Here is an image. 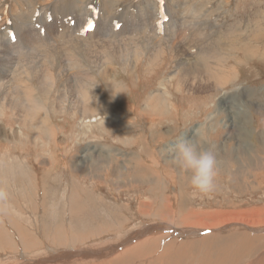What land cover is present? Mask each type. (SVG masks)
<instances>
[{"label":"rangeland","instance_id":"374dc122","mask_svg":"<svg viewBox=\"0 0 264 264\" xmlns=\"http://www.w3.org/2000/svg\"><path fill=\"white\" fill-rule=\"evenodd\" d=\"M72 1L0 0V60L3 62L5 59L2 65L0 63V76H3L0 77L3 79L0 89L4 86L5 89L18 88L17 92L21 90L18 96L34 97L33 105L35 103L40 107L32 120H24L23 115L18 116L17 113H22L23 109L13 110L10 107L15 111L13 113L8 107L0 105V264H56L52 257L66 254V249L64 262L56 261L57 264H251L263 257L262 226H257V230L241 224L220 225L219 229L208 230H190L186 226L190 222L210 224L234 218L264 219V41L261 43L260 39H255L256 42L252 40L249 43V46L255 44L254 48L260 47L254 57L245 60L239 50L241 63L231 65L234 61L227 60L226 67L231 65L233 80L222 91H198L188 85H175V79H169L172 83L164 91H158L159 82L170 72L178 70L176 59H170L171 49L180 50V58L193 57V50H190L188 42L184 43L185 39L176 42L169 39L170 32L181 28H175L166 16L171 10V2L123 0L119 7L111 10V7L106 8V0H86L89 5L85 8L92 11L91 18L79 16L77 23L71 22L81 26L76 37L84 36L85 32L89 35L97 29L105 40L108 36L111 39L108 37L107 41L112 40L114 36L108 24L103 22L109 16L105 13L114 15L115 12H122L123 23L113 17L116 18L113 20L116 23L113 31L125 26L131 34L120 44H132L133 47L138 43L139 46L146 44L150 45L151 51H154V46L155 50L163 48V57L150 67H146L144 61L135 70L119 63L128 61L115 59L114 64L106 61L111 63L109 66L113 64L116 67L113 76L119 74L109 89L105 87L106 80L100 77L99 71L85 64L84 76L93 79L84 83L87 100L90 99V103L92 100L91 104L97 112L92 114L96 120L92 118L86 131L80 127L83 118L80 106L75 103L80 93L75 79L68 83V89L74 88L72 92L76 93L74 99L71 97L69 101L66 98L68 101L61 103L64 97L56 76L57 66L48 64L51 68L50 71L46 69L50 75L47 74L56 78L54 87L50 86L53 90L48 91L50 94L37 90L41 87L40 80L32 78L31 72L36 68L43 69L38 47L44 44L37 47L26 42L31 33H38L41 39L49 20L53 19L51 16L74 12L75 0ZM35 3L36 6L31 8ZM184 5L199 8L196 12L199 16H195L197 20L183 15L182 20L185 17L199 29L202 48H214L227 29L238 32L235 34L240 40L251 39L246 20L254 23V29L264 26V0H189ZM154 6L155 13L159 11L162 18L152 22L143 37L140 23L129 20L127 24V20L131 19L133 12L136 15L140 11L149 13ZM96 8L101 10L104 18L102 24L100 19L95 20L99 15ZM44 17L46 21H41ZM19 18L24 21L29 18V22L21 23ZM155 34H159L160 38L153 42L151 38ZM72 40L73 34L69 52L76 55L77 49L70 47ZM113 42L111 45H115ZM181 42L183 46L176 45ZM15 44L19 47H14ZM61 58L60 65L64 67L65 61ZM93 58L99 64L97 67L104 65L102 57ZM221 60L225 59L220 54ZM62 73L69 79L71 75L79 74L65 69ZM113 86L116 91L111 93ZM156 93L165 96L166 103L155 105L156 109L152 110L147 100L149 94ZM225 98L235 103L227 106V112L224 110L211 120L220 105L226 107L228 101ZM61 104H64L62 108ZM72 105L75 107H70ZM87 120L85 118L84 122ZM33 127L35 130L31 131ZM181 140H189L198 152L214 153L217 176L216 189L211 197L194 198L191 195L190 174L173 162L169 150ZM48 165H52L50 171ZM164 225L168 226L166 231L162 229ZM61 232L62 239L58 237ZM22 238L25 243L21 242ZM59 239L61 243H58ZM122 242L126 243L124 249L119 247ZM252 245L253 248H250ZM106 246L110 250H105ZM115 247L119 249L113 252ZM224 249L227 253L224 251L222 254ZM88 252L91 258L84 257ZM178 252L181 255L178 256ZM93 253L99 257L92 258Z\"/></svg>","mask_w":264,"mask_h":264},{"label":"bare ground","instance_id":"6f19581e","mask_svg":"<svg viewBox=\"0 0 264 264\" xmlns=\"http://www.w3.org/2000/svg\"><path fill=\"white\" fill-rule=\"evenodd\" d=\"M61 1H63V0H61ZM71 1V0H70ZM74 1V0H73ZM72 1V2H73ZM170 2H171V10H169V12L167 11V17H169V19L168 20H170V21H172V23H174V27L176 28V26L178 27H181V28H179V29H177L176 31H174L173 33L172 32H170V30H169V32L171 33L170 35H169V39L170 40H172V42L174 41V42H176L178 39H182V41H185L184 43H186V42H188L189 43V47H190V50H193V52H192V55H193V57H188V58H186V59H183V58H180L181 57V51L180 50H173V49H171V51L172 52H169L170 50H167V52H169L170 53V59L173 61V58L172 57H174L175 59H176V62L178 63V70L177 69H175V71L177 70V72H175V73H173V72H170V74L172 73V75H170L169 73V76H167V78H165L163 81H160L159 83H160V87H159V90L158 91H164V89H166V86H168V85H170V83H172V82H169L170 80H172V79H175L176 80V83H175V85H177V84H183V85H185V86H189V88H194V89H196V90H198V91H207V90H213V91H218V90H220V91H222V88H225V86L227 85V84H229L230 82H231V74H232V72L230 73V70H231V65H233L234 63H241L242 62V58H240V55H239V53H238V51L240 50L241 51V53L240 54H242L243 55V57H244V59L246 58V59H249L250 57H254L256 54H258L259 53V48L260 47H258L257 46V48H254V45L255 44H252V45H250L249 46V43L253 40V42L255 41V39H260V42L262 43L263 41H264V26L263 27H261V29H258L257 27H255V29H254V26H252V25H254V23H252L251 21H247L246 20V22H247V27L246 28H248V27H250V28H248V33H249V36L250 37H252L251 39H249V40H244V39H242L241 38V40L239 39V36L237 35V34H235V33H238V32H233V31H231V29H230V31H228V29L227 30H225L226 32H224V34H222V35H220V37L218 38V42L215 44V47L214 48H212V49H210L209 47L207 48V47H205V48H202L201 46H203L202 45V40L203 39H201V40H199V35H198V30L199 29H197L196 28V25H192V23L193 22H190L189 20H187L186 18H189V19H192V18H194L195 16H199L196 12H199V8H197V7H191V6H185L184 5V2H188L189 0H169ZM174 1H176V2H174ZM192 1V0H191ZM245 1V0H244ZM37 2V1H36ZM69 2V1H68ZM87 2L88 1H86V0H75V7H73L74 9V12H72L71 10V12L72 13H70V12H66V13H64V14H62L61 16H58V17H56V14H55V16H51L53 19H50L49 20V25H48V27L46 28V30L44 31V34H43V36H41V39H40V35L37 33V34H32L31 33V35L29 36V38H27L26 39V42L28 43V44H30V45H33V46H37V45H43L44 44V46L43 47H38L39 48V51H38V53H41V55L40 56H42V61H43V69H40V68H36V69H39L38 71L35 69V67H37V66H35L34 67V71L32 70V72H31V70H30V72H31V77L32 78H38L39 80H40V84H41V87H37V90H39L40 92H42V93H44V94H48L50 91H52L53 90V84L55 83L54 82V80L56 79H54V75L52 76H49L50 74L47 72V70H49L50 71V68H51V66L50 65H56L57 66V79H58V81H59V83H60V86H61V90H62V97H64V99H63V101H61V103H63L64 101L65 102H67L68 100L66 99V98H68L69 99V101H70V99H71V97L73 98V96H74V94H76V93H74L73 94V92H72V90H74V88L73 89H68L69 88V84L68 83H70V81L72 80V79H75V82H77V85L79 86V94L76 96V101H75V103H77L76 105H78V106H80V112H82L81 113V115H82V120H81V124H80V127L82 128V129H85L86 131H88V129L90 128V126H88L89 125V123H91L92 122V118H93V121H95L96 120V117L95 116H93L92 114H94V113H97V112H95V109L93 108L94 107V105L93 104H91L92 103V100H91V103L89 102L90 101V99H88L87 100V92H85V90H86V85L84 84V83H86L85 82V80L87 81V82H91L92 80H91V78H89L88 76H84V71H85V64L89 67V66H94V68H95V70H98L99 71V75H100V77H102L103 79L105 78V80H106V83H105V87L107 88V89H109L108 87H110V85H112V83H113V79L115 78V80H116V78L119 76V74H116L115 76H113V72L115 71L114 70V68H116L115 67V65H113L115 62H113L115 59H119V61H128V63H125V62H119L120 64H122V65H124V66H128V67H130V68H132V69H136L138 66H139V64H141L143 61L144 62H146V67H150V66H152L153 64H155V62H159L160 61V59L163 57L162 56V53L161 52H163L162 50H163V48H162V50H155V46H154V49L152 48V46H151V48L154 50V51H151V50H149V46H147L146 44H144V45H141V46H139V44L140 43H138V46L134 43L135 41H133L132 43H134L135 45H134V47L132 46V44H124L123 43V45H122V43L120 44V42H122L124 39H125V37L126 36H128V35H130L131 34V32L129 31V30H127L126 29V27L125 26H121L120 27V29H115L114 31H113V27L115 26V24L113 23V20L114 19H116V18H119L120 20H121V18L124 16L123 14H122V12L121 13H117V12H115L114 13V15H110V13L109 12H106L105 13V15L107 16L108 14H109V16H107L108 18L106 19V21H103L104 20V18H103V16H102V14H101V10L99 11L98 10V8H96L95 10H97V11H99V15H98V17L95 19L96 21L97 20H99V21H101V24L103 23V22H106L107 24H108V27H109V30H110V32L112 33V35L114 36H112L113 38H112V40L114 41L113 43H115V45H111V41L112 40H109V41H107L108 40V37L111 39V37L110 36H108V37H105L107 40H105L104 39V37L103 36H101V33H100V31L99 30H97V29H93V31L89 34L91 37H92V40H91V37L87 34V32H85V34H84V36H82V35H79V36H77L76 37V32L77 31H79V29H81V26L79 25V24H72L71 22H74V23H77L78 22V18H79V16H81V17H83V18H89L90 17V15H91V12L92 11H89L90 9H86L85 7H86V5H87ZM123 2V0H106V8L107 9H109L110 7H111V10H113L114 8H117V7H119V5L121 4V3ZM204 2H205V0H204ZM38 3V2H37ZM37 3H35V4H33V5H31L30 7L32 8V7H34V6H36V4ZM40 3H42V0H40ZM56 3V2H55ZM89 3V2H88ZM30 4H31V2H30ZM66 4V3H65ZM65 4H63V5H65ZM201 4V3H200ZM62 5V6H63ZM70 5V3H68V6ZM89 5V4H88ZM87 5V6H88ZM137 5V4H136ZM22 6V5H21ZM20 6V7H21ZM55 6V5H54ZM67 6V5H66ZM72 6V5H71ZM28 7V6H27ZM68 8V7H67ZM72 8V7H71ZM78 8H79V10H78ZM137 8V7H136ZM200 8H202V6H200ZM21 9H22V7H21ZM51 8H49V10H50ZM25 10V9H24ZM48 10V9H47ZM52 10V9H51ZM63 10V9H62ZM95 10H94V12H95ZM191 10V11H190ZM16 11V10H15ZM165 11V12H166ZM48 12V11H47ZM52 12V11H51ZM63 12H65V11H63ZM12 13V12H11ZM15 13V12H14ZM29 13V12H28ZM103 13V12H102ZM25 14V13H24ZM57 14H59L58 12H57ZM94 14V13H93ZM197 14V15H196ZM50 15V14H49ZM54 15V14H53ZM123 15V16H122ZM185 16L184 17V19L182 20V17L183 16ZM206 15V14H205ZM93 16V15H92ZM201 16V15H200ZM219 16V15H218ZM30 17V16H29ZM113 17H116V18H114L113 19ZM197 17H195L196 18V20H197ZM91 18V17H90ZM93 18H94V16H93ZM160 18H162V16H161V14H160V12L159 11H157L156 13H155V6L153 7V10H152V7H151V10L149 11V13L148 12H143V11H140L137 15H136V13L134 14V12H133V15L131 16V19L130 18H128V20H127V24H128V21L130 20H132V21H137V22H139L140 24H138V25H141V34L143 35V37H144V34H146L147 32H146V29L147 28H149V27H151V25H152V22H156V20H158V19H160ZM194 18V19H195ZM42 19V18H41ZM231 19V18H230ZM19 20H20V18H19ZM120 20H118V21H120ZM35 21V20H34ZM33 21V22H34ZM41 21H46V18L44 17ZM84 21V20H83ZM103 21V22H102ZM123 20H121V22H122ZM20 22L21 23H24V22H29V18H26L25 19V21L24 20H20ZM32 22V23H33ZM120 22V24H122ZM124 22H125V20H124ZM43 23H45V22H43ZM105 23V24H106ZM264 23V22H263ZM35 24V23H34ZM106 24V25H107ZM31 25V24H30ZM33 25V24H32ZM47 25V24H46ZM95 25V24H94ZM118 25H119V23H118ZM124 25H126V24H124ZM135 25H136V23H135ZM137 25V26H138ZM242 25H243V23L242 22H240V27H242ZM13 26H14V24H13ZM19 26V25H18ZM232 26L234 27V25L232 24ZM252 26V27H251ZM33 27V26H32ZM95 27V26H94ZM102 27H103V25H102ZM104 27H106V26H104ZM245 27V26H244ZM23 28V27H22ZM136 28V27H135ZM232 28V27H231ZM245 28V29H246ZM32 29V28H31ZM131 29V28H130ZM195 29H196V31H195ZM233 29V28H232ZM11 30H14V29H11ZM201 30V29H200ZM235 30V29H234ZM251 30V31H250ZM21 31V30H20ZM30 31V30H29ZM38 31V30H37ZM149 31H152V29L151 30H149ZM148 31V32H149ZM166 32H167V30H165ZM165 31H164V33H165ZM202 31V30H201ZM14 32V31H13ZM28 32V31H27ZM105 32V31H104ZM103 32V33H104ZM137 33H138V30L136 31ZM163 32V31H162ZM219 32V31H218ZM1 33V32H0ZM151 33V32H150ZM242 33H243V31H242ZM72 34H73V37H74V41L72 42L73 44H71V46L70 47H74V48H76L77 49V51H78V54H74L73 52H69V42H70V40H71V36H72ZM110 34V33H109ZM154 34V33H153ZM160 34V33H159ZM159 34L158 35H153V38H151L152 39V41L154 42V40H155V42H156V40L158 39V38H160L159 37ZM203 34V33H202ZM201 34V35H202ZM205 34V33H204ZM213 34H215V31H214V33ZM220 34V33H219ZM239 34V33H238ZM256 34V35H255ZM105 35V34H104ZM108 35V34H107ZM111 35V34H110ZM149 35V33L147 34V36ZM3 36V35H2ZM22 36V35H21ZM136 36V35H135ZM134 36V37H135ZM216 36H219L218 34L216 35ZM149 37H151V36H149ZM243 37V36H242ZM245 37H247V35L245 36ZM244 37V38H245ZM130 38V37H129ZM163 38V37H162ZM166 38V37H165ZM204 38V37H203ZM247 38H249V37H247ZM6 39V38H5ZM101 39V40H100ZM130 39H132V36H131V38ZM137 39H138V37H137ZM150 39V38H149ZM183 39H185V40H183ZM127 40H128V38H127ZM135 40V39H134ZM164 40V39H163ZM166 40H167V38H166ZM5 41V40H4ZM125 41V40H124ZM123 41V42H124ZM138 41V40H137ZM159 41H160V43H161V39H159ZM80 44H79V43ZM128 41H126V43H127ZM143 43H144V41H142ZM168 42H170V41H168ZM198 42H200V43H198ZM256 42V41H255ZM71 43V42H70ZM84 43H87V44H85L84 45ZM129 43H130V41H129ZM137 43V42H136ZM159 43V42H158ZM157 43V44H158ZM165 43V42H164ZM164 43H163V45H164ZM167 43V42H166ZM165 43V44H166ZM5 44V43H4ZM21 44V43H20ZM56 44H58V45H56ZM120 44V45H119ZM152 44V43H151ZM168 44V43H167ZM166 44V45H167ZM204 44V43H203ZM210 44H212L211 42H210ZM257 44V43H256ZM263 44H264V42H263ZM119 45V46H118ZM160 47H161V45L160 44H158ZM165 45V46H166ZM172 44H170L169 46H171ZM176 45H180V46H183V44H182V42L181 43H177ZM19 47V45H17V44H15V46L14 47ZM164 46V47H165ZM209 46V45H208ZM5 47V46H4ZM37 47H36V49H37ZM177 47V46H176ZM188 47V48H189ZM211 47V46H210ZM225 47H228L227 49H225ZM3 48V47H2ZM23 48V47H22ZM21 48V49H22ZM156 48H158V46L156 47ZM178 48V47H177ZM181 48V47H180ZM262 48H264V46H262ZM17 49V48H16ZM28 49V48H27ZM35 49V50H36ZM45 49H49V50H45ZM161 49V48H160ZM225 49V50H224ZM15 50V49H14ZM83 50V51H82ZM189 50V49H188ZM189 50V51H190ZM222 50H224V52H223V54H222ZM249 50V51H248ZM24 51V50H23ZM82 51V52H81ZM2 52V51H1ZM4 53H5V51H3ZM2 52V53H3ZM13 52V51H12ZM33 52V51H32ZM75 52V51H74ZM165 52V51H164ZM263 52V54H264V51H262ZM3 53V54H4ZM34 53V52H33ZM231 53V55H229ZM1 54V53H0ZM2 54V55H3ZM75 56H74V55ZM220 54L221 55H223V59H225V60H221L220 61ZM10 55V54H9ZM34 55V54H33ZM175 55H177V56H175ZM191 55V54H190ZM225 55V56H224ZM4 56V55H3ZM6 56V55H5ZM15 56V55H14ZM21 56H24V55H21ZM38 56H39V54H38ZM94 56H100V57H102L103 58V60L105 61V62H103V64L104 65H100L101 66V68H99V67H97L96 65H99V64H96V59L94 60ZM182 56H184V58L185 57H187V56H185V55H182ZM2 57V56H1ZM31 57H33V56H31ZM47 57H49V59H48V61H47ZM61 57H63L64 58V61H65V65H64V67L63 66H61L60 65V62H62V58ZM116 57V58H115ZM21 58V57H20ZM29 58V57H28ZM36 58H37V56H36ZM36 58H35V60H36ZM40 58V57H39ZM97 58V57H96ZM222 58V57H221ZM230 58H233V59H230ZM245 59V60H246ZM4 61L2 62L1 60H0V63H1V65L5 62V59H3ZM33 60V59H32ZM37 60H40V59H37ZM99 60H101V59H99ZM98 60V61H99ZM227 60L228 61H234L233 63H231V65H230V67H226V64H227ZM19 61V60H18ZM106 61H112L113 62V64H112V66H109L110 64H109V62H107L106 63ZM175 61V60H174ZM9 62V61H8ZM26 62V61H25ZM47 62V63H46ZM82 62H84V64L82 63ZM101 62V61H100ZM7 63V62H6ZM9 63H11V62H9ZM16 63V62H15ZM21 64H23V62L21 63ZM36 64V63H35ZM48 64H50V65H48ZM101 64H102V62H101ZM8 65H10V64H8ZM25 65H27V63L25 64ZM24 65V66H25ZM34 65V64H33ZM37 65H40V64H37ZM52 65V66H53ZM11 66V65H10ZM17 66H19V65H17ZM32 66V65H31ZM40 66H42V65H40ZM86 66V67H87ZM91 66V67H92ZM102 66H104V68H102ZM175 66V65H174ZM29 67V66H28ZM176 67V66H175ZM7 68H8V66H7ZM17 68V67H16ZM21 68H22V66H21ZM26 68V67H25ZM42 68V67H41ZM233 68V67H232ZM31 69V68H30ZM47 69V70H46ZM63 69H65L66 71L68 70L69 71V73H71V72H76V74H78L77 76L74 74V76L72 77V75L71 74H69L68 73V75H71L70 76V79H69V77H65L64 75H63V73H62V71H63ZM88 69H91V68H88ZM101 69V70H100ZM12 70V69H11ZM19 70H20V68H19ZM22 70V69H21ZM20 70V71H21ZM55 70H56V68H55ZM51 71H53V70H51ZM24 72H26V69H25V71ZM82 72V74H80ZM86 72V71H85ZM49 75H48V74ZM53 73V72H52ZM88 73H90V72H88ZM23 74V73H22ZM26 74L27 73H25V74H23V75H25L26 76ZM55 74V73H54ZM96 74V73H95ZM17 75H19V74H17ZM109 75H111V76H109ZM67 76V75H66ZM76 76V77H75ZM178 76H180V78H177ZM1 77V76H0ZM7 77V76H6ZM22 77V76H21ZM20 76H19V78H21ZM88 77V78H87ZM1 78H3V76L1 77ZM18 78V79H19ZM27 78H28V76H27ZM31 78V79H32ZM234 78V77H233ZM7 79V78H6ZM5 79V80H6ZM9 79V78H8ZM15 78L13 77V80H14ZM16 79H17V77H16ZM17 79V80H18ZM170 79V80H169ZM224 79H225V81H224ZM23 80V82H24V80H25V77H24V79H22ZM29 80V79H28ZM27 80V83L29 82ZM114 80V81H115ZM233 80V79H232ZM9 81V80H8ZM16 81V80H15ZM32 81V80H31ZM56 81V80H55ZM3 82V79H0V83H2ZM7 82V81H6ZM19 82H20V80H19ZM26 82V81H25ZM175 82V81H174ZM21 83V82H20ZM58 83V82H57ZM6 84V83H5ZM87 84V83H86ZM53 86V87H50V86ZM77 85H76V87H77ZM98 85V84H97ZM2 86V85H1ZM7 86H8V84H7ZM10 86V85H9ZM22 86V85H21ZM25 86H26V84H25ZM28 86V85H27ZM71 86H72V84H71ZM89 86V85H88ZM11 87V86H10ZM16 87H17V85H16ZM179 87V86H178ZM7 88V87H6ZM20 88V87H19ZM78 88V87H77ZM18 89V88H17ZM17 89H15L14 87H13V89H5V86L4 87H2V89H0V105H2V106H6V107H8L9 109H10V107L13 109V110H19V109H23L24 111L21 113V112H17L18 113V116H20L21 114L23 115V118H24V120L25 119H29V120H32L33 119V117H35V115H34V113H35V111L36 110H38L37 108L39 107V105H37V104H35L34 103V105H37V107H35L34 105H33V102H35V101H33L34 99V97H32V99H28L27 98V96H29V95H25V97H22V95L21 96H18L17 95V93L18 94H21L20 93V91H18L17 92ZM27 88H25L24 90H26ZM28 89H29V87H28ZM27 89V90H28ZM30 89H31V87H30ZM117 89V88H116ZM93 90V89H92ZM110 90H112L111 88H110ZM29 91V90H28ZM49 91V92H48ZM65 91H68V92H65ZM113 92H111V93H114L116 90L114 89V86H113V90H112ZM31 93H32V91H30ZM29 92V93H30ZM28 93V94H29ZM69 93V94H68ZM97 93V92H96ZM50 94V93H49ZM69 96H68V95ZM157 94V93H156ZM155 94V95H156ZM66 95H67V97H66ZM155 95H150L149 94V98H148V100H147V102L150 104V106H151V108H152V110H155L156 108H155V105H161V106H163V103H166V97L164 96V97H162L161 96V93L160 94H157L156 95V97H155ZM61 97V98H62ZM74 99V98H73ZM234 99V98H233ZM60 100V99H59ZM225 100L226 101H228L227 103H226V107L224 108L223 107V105H220V109H216V111H215V113H213L212 114V116H211V120H213L215 117H216V115H219L221 112H223L224 110H226V112L228 111V108H227V106H231L230 104H233V102L235 103V101L233 100V102L230 100V99H227V98H225ZM230 100V101H229ZM94 101V100H93ZM96 101V100H95ZM37 103V102H36ZM69 103V102H68ZM71 103H73V102H71ZM41 104V103H40ZM60 104V103H59ZM74 104V103H73ZM64 106V104H61V108ZM70 107H73V105L72 106H70ZM75 107V106H74ZM73 107V108H74ZM77 107V106H76ZM165 107V106H164ZM40 108V107H39ZM56 108V107H55ZM61 108H58L59 110L61 109ZM65 108V107H64ZM157 108H160V107H157ZM11 110V109H10ZM13 110H11L13 113L15 112V111H13ZM64 111V110H63ZM98 111V110H97ZM42 113V112H41ZM62 113H64V112H62ZM37 115V114H36ZM63 115V114H62ZM95 115V114H94ZM117 115V114H116ZM0 116H1V113H0ZM38 116V115H37ZM40 116V115H39ZM38 116V117H39ZM42 116V115H41ZM88 118V120L87 121H85L84 122V119L85 118ZM113 118H114V115L112 116ZM116 117V116H115ZM23 118H21V120L23 119ZM98 118V117H97ZM34 121V120H33ZM37 121V120H36ZM35 121V122H36ZM23 122V121H22ZM21 122V123H22ZM31 122V121H30ZM217 122V121H216ZM25 123H27V121H25ZM103 123V122H102ZM220 122L218 121V124H219ZM45 124V123H44ZM101 123H99L98 125H100ZM26 125V124H25ZM97 125V124H96ZM32 126V125H31ZM46 126V125H45ZM223 127H225V125L223 126ZM49 128V127H48ZM33 130H35L34 129V127L32 128V130L31 131H33ZM36 130H37V128H36ZM89 134V133H88ZM19 137V136H18ZM103 147V146H102ZM103 150V149H102ZM14 164V163H13ZM48 164V163H47ZM52 164V163H51ZM52 165H48L47 167H48V169H49V171H50V167H51ZM14 171H17V169L16 170H14ZM13 171V172H14ZM4 214V213H3ZM7 216V215H6ZM6 216H4V217H6ZM1 217H3V216H1ZM6 219V218H5ZM7 222V221H6ZM13 222V221H12ZM180 222V221H179ZM2 223V222H1ZM156 223V222H155ZM158 224V223H157ZM243 225L244 227H249V228H254L255 227V230H257L256 229V227L257 226H259V228H260V226H262L263 228H264V219H262V220H260V219H256L255 221L254 220H244V219H242V218H234V219H228V220H224V221H219V222H217V223H210V224H200V223H189L188 224V226H186V227H189L188 229H190V230H196V229H198V230H208V229H219L221 226L220 225H222V226H224V227H227V226H236V225ZM2 225V224H1ZM3 226V225H2ZM156 226H159V225H155V227ZM15 227V226H14ZM161 227V226H160ZM167 227V228H166ZM239 227V226H238ZM258 228V227H257ZM4 229V228H3ZM14 229V228H13ZM157 228H155V232L157 231L156 230ZM162 229H165V231H166V229H168V226L167 225H164V226H162ZM176 229H178V228H176ZM184 229V228H183ZM247 229V228H246ZM259 230V229H258ZM5 231V230H4ZM12 231V230H11ZM17 231H19V229L17 228ZM162 230H160V232H161ZM164 231V230H163ZM178 231V230H177ZM183 231V230H182ZM251 231V230H250ZM184 232H186V231H184ZM252 232V231H251ZM11 234V233H10ZM17 234V233H16ZM63 233L61 232V234L60 233H58V237H60L61 239H62V235ZM7 235V234H6ZM12 236V235H11ZM141 236H143V234H141ZM248 236V235H247ZM64 237H66V236H64ZM71 237V236H70ZM249 237V236H248ZM255 237V236H254ZM252 238V239H255V238ZM258 237V236H257ZM263 237V236H262ZM261 237V238H262ZM4 238V237H3ZM67 238V237H66ZM7 239V238H6ZM5 239V240H6ZM12 239V238H11ZM13 240V239H12ZM25 239L24 238H22L21 239V242L22 243H25V241H24ZM70 240H72V239H70ZM160 241V240H159ZM62 242V240L60 241V239H59V241H58V243H61ZM8 243V242H7ZM66 243H68L67 241H66ZM155 243H156V240H155ZM158 243V242H157ZM71 244V243H70ZM121 244H123V245H121ZM126 244V243H125ZM124 242H122V243H120L119 245H121V246H119V247H122V249H124ZM5 245V244H4ZM13 245H14V243H13ZM166 246V245H165ZM70 247V246H69ZM72 247V246H71ZM22 248V247H21ZM73 248V247H72ZM181 248V247H180ZM250 248H253V245L250 247ZM18 249V248H17ZM74 249V248H73ZM72 249V250H73ZM119 249V248H118ZM117 249V247H115L112 251L113 252H115V251H117L118 250ZM69 250V249H68ZM71 250V249H70ZM71 250V251H72ZM105 250H110V248L109 247H105ZM224 251H225V249L222 251V254H224ZM67 249H66V251L64 252V253H66V254H60L59 256H57V257H52L53 258V262H55L56 264H57V262L56 261H63L64 262V259L66 258V256H67ZM122 252V251H121ZM125 252V251H124ZM226 253H227V251H225ZM264 252V251H263ZM83 253V252H82ZM178 256L179 255H181L180 254V252H178V254H177ZM91 256V253L90 252H88L87 254H85V258H91L90 257ZM157 256V255H156ZM94 257H99L96 253H93V257L92 258H94ZM261 257V256H260ZM157 259V258H156ZM156 259H155V261H156ZM90 261V260H89ZM88 261V263H90ZM87 263V262H86ZM117 262H112L111 264H116ZM41 264H43V263H41ZM93 264V263H92ZM251 264H264V256L263 257H261L260 259H257V260H254V261H252L251 262Z\"/></svg>","mask_w":264,"mask_h":264},{"label":"clouds","instance_id":"9594fccd","mask_svg":"<svg viewBox=\"0 0 264 264\" xmlns=\"http://www.w3.org/2000/svg\"><path fill=\"white\" fill-rule=\"evenodd\" d=\"M172 159L184 172L190 174L191 195L211 197L216 189L217 161L212 151H197L189 140H181L169 150Z\"/></svg>","mask_w":264,"mask_h":264},{"label":"snow or ice","instance_id":"6c2138e0","mask_svg":"<svg viewBox=\"0 0 264 264\" xmlns=\"http://www.w3.org/2000/svg\"><path fill=\"white\" fill-rule=\"evenodd\" d=\"M161 4L163 3V0H160ZM117 27H119V25H117ZM13 39H15V37H13Z\"/></svg>","mask_w":264,"mask_h":264}]
</instances>
